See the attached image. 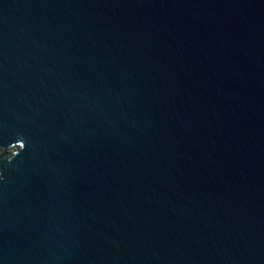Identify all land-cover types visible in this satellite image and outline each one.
<instances>
[{
    "label": "water",
    "instance_id": "1",
    "mask_svg": "<svg viewBox=\"0 0 264 264\" xmlns=\"http://www.w3.org/2000/svg\"><path fill=\"white\" fill-rule=\"evenodd\" d=\"M22 142L0 264H264V0H0Z\"/></svg>",
    "mask_w": 264,
    "mask_h": 264
},
{
    "label": "clouds",
    "instance_id": "2",
    "mask_svg": "<svg viewBox=\"0 0 264 264\" xmlns=\"http://www.w3.org/2000/svg\"><path fill=\"white\" fill-rule=\"evenodd\" d=\"M23 143V142H22ZM16 144L13 143L10 147H8L7 149H4L2 147H0V158H3L4 160L7 161H12L21 151H23L26 147V145L23 143V147L16 150L15 152H12V146ZM14 153V154H13Z\"/></svg>",
    "mask_w": 264,
    "mask_h": 264
}]
</instances>
